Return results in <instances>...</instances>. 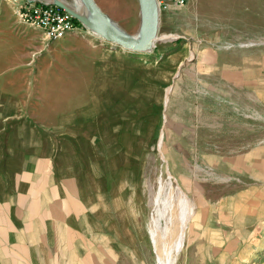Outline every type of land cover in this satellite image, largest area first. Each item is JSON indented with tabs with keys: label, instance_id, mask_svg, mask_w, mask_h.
<instances>
[{
	"label": "rangeland",
	"instance_id": "rangeland-1",
	"mask_svg": "<svg viewBox=\"0 0 264 264\" xmlns=\"http://www.w3.org/2000/svg\"><path fill=\"white\" fill-rule=\"evenodd\" d=\"M95 1L138 32L137 0ZM16 8L0 0V264H65V234L38 228L52 219L39 191L62 188L65 225L117 264L169 259L183 196L195 208L173 264H264V0L159 10L144 53L75 18L46 39ZM6 141L26 157L7 162Z\"/></svg>",
	"mask_w": 264,
	"mask_h": 264
},
{
	"label": "water",
	"instance_id": "water-1",
	"mask_svg": "<svg viewBox=\"0 0 264 264\" xmlns=\"http://www.w3.org/2000/svg\"><path fill=\"white\" fill-rule=\"evenodd\" d=\"M59 6L89 31L98 37L132 52H149L153 49L159 27V7L157 0H137L139 5V30L129 34L114 22L96 3L95 0H80L89 12V17L72 10L71 6L61 0H50Z\"/></svg>",
	"mask_w": 264,
	"mask_h": 264
},
{
	"label": "crops",
	"instance_id": "crops-1",
	"mask_svg": "<svg viewBox=\"0 0 264 264\" xmlns=\"http://www.w3.org/2000/svg\"><path fill=\"white\" fill-rule=\"evenodd\" d=\"M101 8V7H100ZM103 10V9H102ZM6 109H8V106L6 105ZM5 116H2L0 118V130L3 129L4 126V118ZM12 137H14L12 135ZM7 142V141H6ZM9 142H7L6 147H3V150L5 149L6 153V160L7 162L10 161L11 157H14L15 154L17 153V156L19 159H23L25 156V141H19V149L22 151L20 152H13L10 150L9 148ZM25 164V163H23ZM41 192V196L43 198L42 202L45 206L48 207V209H46V212H50V214L52 215V219L51 221L47 222V226L42 223L41 226L38 225V228H42L43 233L45 229H52L54 230H59L56 234V239H59L61 241L62 239V234H65V238H66V243H67V251L70 250L71 253H69L66 258H65V264H117L118 263V256L115 255V253H113L114 249L113 246L109 243L110 248L111 249H107V252H97V250L95 249V252H92L90 250V247L94 244L95 242H90L89 240L85 239L82 236V233H80V230H78V228L74 225L71 224L69 225H65V222H63V218H64V213H65V200L63 198L65 197H72L73 194H68L65 190V188H62L61 190H59L58 196L61 197V199H51L50 196L47 194V190H41L39 191ZM38 193V191H37ZM37 201V202H36ZM35 201V204L38 205V200ZM57 201V202H56ZM58 203V204H56ZM73 206V205H72ZM46 207V208H47ZM76 207V206H75ZM50 209V210H49ZM78 210L77 208H71L70 212L76 213ZM64 229V230H63ZM80 229V228H79ZM49 234V232H47V235ZM49 237V236H48ZM51 238V237H50ZM107 239V238H106ZM84 243V252L81 253V249L83 247Z\"/></svg>",
	"mask_w": 264,
	"mask_h": 264
},
{
	"label": "built area",
	"instance_id": "built-area-1",
	"mask_svg": "<svg viewBox=\"0 0 264 264\" xmlns=\"http://www.w3.org/2000/svg\"><path fill=\"white\" fill-rule=\"evenodd\" d=\"M16 4L18 19L39 29L46 39H60L77 28L78 23L68 12L50 0H11ZM187 0H157L159 10L171 5H184Z\"/></svg>",
	"mask_w": 264,
	"mask_h": 264
},
{
	"label": "bare ground",
	"instance_id": "bare-ground-1",
	"mask_svg": "<svg viewBox=\"0 0 264 264\" xmlns=\"http://www.w3.org/2000/svg\"><path fill=\"white\" fill-rule=\"evenodd\" d=\"M61 1L64 2L65 4L70 5L72 10L84 15L85 17H89V19L91 18L89 15V12L86 10L85 6L82 4V2L80 0H71V2L67 1V0H61ZM166 37L167 36H159L158 39L159 38H166ZM181 201L184 202L183 203V209L180 212L181 214L179 215L178 218H175L173 216L170 217L169 223L165 227L166 232L172 237V243L169 246L164 247V250H165L167 256H170V257H169V259H167L166 261L163 262L160 259L159 255H157V257H156L157 264H173V262L176 259L174 252L176 251V249L181 247V244H182V241H183V238L185 235V231H186V228L188 226V222L191 219L192 214L194 213V208H195L194 205L189 203V201H187L185 199V196H183L181 198ZM176 225H177V229L175 230ZM152 233H154V232L152 231ZM154 247H155V244H154Z\"/></svg>",
	"mask_w": 264,
	"mask_h": 264
}]
</instances>
